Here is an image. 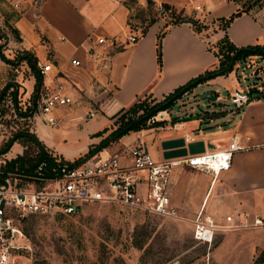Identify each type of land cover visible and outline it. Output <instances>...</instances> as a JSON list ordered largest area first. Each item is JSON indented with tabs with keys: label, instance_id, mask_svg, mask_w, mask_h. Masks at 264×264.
<instances>
[{
	"label": "crops",
	"instance_id": "1",
	"mask_svg": "<svg viewBox=\"0 0 264 264\" xmlns=\"http://www.w3.org/2000/svg\"><path fill=\"white\" fill-rule=\"evenodd\" d=\"M124 1L33 0L36 32L29 23L30 4L20 16L14 18L13 26L22 47L30 49L36 56V64L49 61L50 72L58 74L71 87L75 98L70 105L55 109L58 119H67L62 124L53 125L52 128L33 119L32 131L46 146L63 154L65 159L84 152L88 144L96 142L100 135L92 132L107 125L112 112L127 106L137 96L150 93L160 98L204 68L214 66L217 63L213 51L215 41L224 32L235 44L264 43V1L260 7L255 6L253 12L249 9L235 16L225 29H221L216 24V18L227 16L239 6L238 2L199 0L204 9L201 16L191 9L194 0H152L155 4L166 2L186 12H193L195 18L209 25V30L196 32L186 21L162 24V29L160 25L149 29V24L146 31L133 42L110 47L106 45L104 64L90 60L86 49L94 42V34L122 36L123 32L130 30L126 24L128 9ZM19 12L14 11V15ZM161 31V59L158 66L155 35ZM60 35L66 39H61ZM71 56L78 58L80 65L70 63ZM30 73L34 81L31 69ZM227 74L228 78L224 81L233 89L237 78L230 71ZM223 77L216 74L196 84ZM89 110H93L92 114L85 116ZM172 115L166 108L163 114L157 116V119H163L161 124L129 130L114 142H118L119 146L121 142L141 135L152 156L159 159L174 147L167 145L168 141L177 138L169 137L161 130L177 129L183 144L192 141V152L223 145L235 132L244 146L232 152L226 168L213 174L183 161L173 165L169 174V197L176 210L188 217H193L201 208L202 213L217 224H226L228 220L225 214H230L235 226L228 229L233 228L238 235L236 240H241L240 247H243L240 258L244 260L243 264H252L256 250L264 246V96L250 98L238 107L217 112L208 116V120L185 113L175 114L179 118L170 121ZM201 125L209 127L204 129ZM215 203L223 206L218 213L212 211ZM254 217H259L261 223L253 224ZM223 233L215 247L228 232ZM209 254L211 258V252Z\"/></svg>",
	"mask_w": 264,
	"mask_h": 264
},
{
	"label": "rangeland",
	"instance_id": "2",
	"mask_svg": "<svg viewBox=\"0 0 264 264\" xmlns=\"http://www.w3.org/2000/svg\"><path fill=\"white\" fill-rule=\"evenodd\" d=\"M253 1L256 0H237L242 7ZM124 2L128 9L126 24L131 31L138 32L151 20L155 23H151L149 29H153L157 25L161 27L162 24L164 26L173 24L175 22L173 14H178L179 9L175 7L176 10L172 14L171 9L163 8L161 4L147 5L146 2L140 3L137 0H125ZM29 4L31 5L29 13L31 14V21L29 23L30 27L36 32L38 30L34 28L33 0H30V2L24 0L20 12L16 15L4 1L0 0V50L5 56L0 55V88L9 80L15 82L17 106L21 110L26 104L31 103L33 79L26 60L17 56L18 52L24 47H22V42L13 31V21L16 16H20V13ZM255 6L250 8L252 12ZM9 13L12 14L9 15ZM181 14L195 16L193 12H186L184 9ZM216 24L218 26V22ZM208 26L207 24V28L202 31L209 30ZM212 27L214 26L212 25ZM40 37L44 40L43 36L40 35ZM229 71L237 78L235 87L247 90L253 87L264 89V57L252 54L242 62L235 61ZM227 73H219L224 76L223 79L219 78L210 82L195 84L193 89L182 92L179 98L167 107V111L174 115H184L189 112L190 114L203 113L202 119L208 120V116H213L217 112H223L229 107H234L229 100L231 89L224 81L228 78ZM10 88L11 86L0 99V146L8 136L19 128H25L28 131L33 130V117L31 114L21 115L17 113L10 95ZM206 88L211 89V93L215 94L214 99H209L208 96L199 97L202 90ZM128 114L129 111H126L124 107L118 108L111 113L103 132L96 135H100L99 138L106 135ZM159 114H163V112ZM87 115L89 114L85 113V116ZM65 121L67 119H58L55 127ZM212 126L216 125L212 124ZM51 127L54 128V126ZM202 127L205 129L209 126L203 125ZM47 128H50V126H47ZM160 132L170 135L169 137L180 136L177 129H165ZM117 145L118 142L112 140L105 147L111 149ZM47 147L53 155L51 164L69 161L62 157L63 154L61 155L60 152L55 151L48 145ZM23 149L26 150L28 155H31L35 152L36 147L29 138L21 137L20 140L13 141L6 149L4 162L16 153L22 152ZM153 155L157 156L154 152ZM38 164L41 166L40 168L37 167ZM38 170L39 172H44V170L48 173L52 172L49 164H46L43 159L38 161L33 168L34 172ZM6 173L20 182L21 185H26V182L30 183L29 181L33 179L29 173H13L10 170H7ZM195 175L193 176L196 177ZM170 184L171 180L169 186ZM222 207L221 204L215 203L212 211L218 213ZM177 212L178 214L173 216L156 214L129 207L122 203L95 200L85 202L79 211L71 214L30 213L24 215L19 222L27 236L25 241L27 247L19 250L20 255H17L16 264H32L33 262H39V264L244 263V260L242 261L240 258L243 248L240 247L241 240H236L238 235L233 232V228L215 229L210 241L197 239L193 236L192 217H188L181 211ZM223 232L228 233H226L222 242L215 247L216 241L224 234ZM136 241L140 242V246L135 245L134 242Z\"/></svg>",
	"mask_w": 264,
	"mask_h": 264
},
{
	"label": "built area",
	"instance_id": "3",
	"mask_svg": "<svg viewBox=\"0 0 264 264\" xmlns=\"http://www.w3.org/2000/svg\"><path fill=\"white\" fill-rule=\"evenodd\" d=\"M7 6L20 11L23 0H2ZM159 5V4H158ZM193 12L203 16L199 0L191 5ZM139 36L138 31L127 30L122 36L94 34V42L86 49L90 60L104 64L107 56L106 45H125ZM60 38L65 40L64 35ZM70 63L80 65L78 58L71 56ZM42 74L35 106L31 111L33 119L50 126L56 125L58 116L55 109L74 102L71 87L50 72V62L37 63ZM247 89L234 87L229 100L238 107L249 99ZM165 110V109H164ZM163 109L151 114L148 120L157 119ZM93 110H89L91 115ZM240 137L234 132L228 141L216 147L204 148L190 153L162 156L156 159L149 151L144 138L137 135L121 142L116 148L101 147L77 159L67 158L68 162L50 164L52 172L44 174L39 170L30 183L21 185L4 172L5 151L0 150V264H16L19 250L26 248L27 236L20 219L30 213L71 214L89 201L122 203L136 209L163 215H177L176 207L170 202L169 174L173 165L183 161L198 169L216 173L226 168L234 150L243 147ZM38 168L41 166L38 164ZM142 171V172H141ZM226 224H217L199 208L193 217V236L210 241L215 229L231 228L235 224L230 214H225ZM253 224L261 223L254 217Z\"/></svg>",
	"mask_w": 264,
	"mask_h": 264
},
{
	"label": "trees",
	"instance_id": "4",
	"mask_svg": "<svg viewBox=\"0 0 264 264\" xmlns=\"http://www.w3.org/2000/svg\"><path fill=\"white\" fill-rule=\"evenodd\" d=\"M234 1L237 2V0ZM263 1L264 0H256L245 7H242L239 4V6L236 7L227 16H219L216 18L218 20V27L221 29H225V27L235 16L241 14L242 12H247L254 5L260 7ZM145 2L147 3V5L153 4L152 0H145ZM161 6L163 8L171 9L172 14L176 10L175 6L170 5L166 2H162ZM182 11L183 8H179L177 11L178 14H173V18L175 20L174 23L181 21L189 22L192 29L196 32H201L202 30L207 28L206 23L200 21L198 18H194L188 15H182ZM10 14L12 13H9V15ZM152 22L153 20L146 23V26L141 29L139 34L144 32L146 30V27ZM13 31L15 32L16 37L19 38V34L16 28L13 27ZM161 34L162 32H158L155 36V54L158 66L160 65L161 59L159 48ZM213 51L217 56V63L214 66L204 68L202 71H199L195 75L188 78L186 81L176 85L172 90L164 93L160 98H155L151 96L150 93H143L142 95L137 96L134 100L131 101V103L124 107L126 111H129V114L126 115L124 119H121V122L118 123L114 128H112L108 133H106V135L100 137L96 142L88 144L87 149L82 154L74 156V161L81 158L83 155L98 150L112 140H116L121 134L129 130L138 129L140 127L148 125L161 124L163 122V119H153L151 121L148 120L149 116L155 113L158 109L169 107L174 102V100L182 94V92L190 90L197 82L208 79L219 73H227L229 70H231L232 65L235 61L242 62L246 57L252 54L264 57V43L255 41L244 44H235L227 36L226 32H224L219 38L216 39L215 48H213ZM0 55H2V57H5L2 54L1 50ZM17 56H20L21 58H24L26 60L27 64L34 74V81L31 89V103L26 104L22 110L18 108L16 93L17 88L15 86V82H10L11 80L4 83V85L0 88V99L4 96V93L11 86L9 91L12 100L14 101L17 113L21 115H29L35 106L37 89L41 81L42 74L36 64V56L30 50L22 48L21 51L18 52ZM255 91H264V89L262 90L256 87L248 89L249 94H252ZM189 115L190 113L187 114V116ZM178 118L179 117L177 115H172L169 117V120L174 121ZM104 129L105 127H102L92 132V134H100ZM21 137L29 138L34 143L36 147L35 152L31 155H28L26 153V150L23 149L22 152L16 153V155L5 160L4 164L2 165V169L4 172L6 170H10L13 173L16 172L36 174V172L33 171V168L38 161L43 159L46 161V164L50 165L52 163L53 155L51 154V152H49L50 149L43 141H41L37 137V135L32 130L28 131L25 128H19L15 130L10 136H8L0 146V150L6 151L13 140H20ZM43 173L48 174V171L44 170ZM134 243L135 245L140 246L139 241H136ZM32 264H39V262H33ZM252 264H264V246L256 250V253L252 259Z\"/></svg>",
	"mask_w": 264,
	"mask_h": 264
},
{
	"label": "water",
	"instance_id": "5",
	"mask_svg": "<svg viewBox=\"0 0 264 264\" xmlns=\"http://www.w3.org/2000/svg\"><path fill=\"white\" fill-rule=\"evenodd\" d=\"M203 96H208L209 99L215 98V94L211 93V89H209V88L202 90L199 97H203ZM258 96H264V91L253 92L252 94H250L249 99L254 98V97H258ZM189 116L198 117V116H204V115H203V113H201V114H190ZM191 143H192V141L183 144V140L181 137L172 138L171 140L168 141L167 145H172L174 147H172V149L169 150L170 151L169 154H164L163 156L176 155V154L178 155V154H182V153L184 154L186 151L192 152L193 150L190 148Z\"/></svg>",
	"mask_w": 264,
	"mask_h": 264
}]
</instances>
